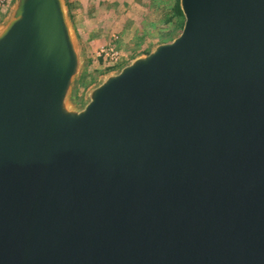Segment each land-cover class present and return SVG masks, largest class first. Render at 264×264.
<instances>
[{"label": "water", "instance_id": "water-1", "mask_svg": "<svg viewBox=\"0 0 264 264\" xmlns=\"http://www.w3.org/2000/svg\"><path fill=\"white\" fill-rule=\"evenodd\" d=\"M101 75L66 0L0 21V264H264V0H179Z\"/></svg>", "mask_w": 264, "mask_h": 264}, {"label": "rangeland", "instance_id": "rangeland-1", "mask_svg": "<svg viewBox=\"0 0 264 264\" xmlns=\"http://www.w3.org/2000/svg\"><path fill=\"white\" fill-rule=\"evenodd\" d=\"M162 1L163 0H150L149 3H146L144 0H134L131 3V0H115L111 3V7L105 3L106 7L103 10L108 11L110 8L111 13L114 12L119 18L127 17L128 13L134 19L133 26L132 24L130 26V21L126 20L127 22L125 21L123 26L119 27V31L116 33L113 32L115 28L111 27L112 33H110V31L108 32L112 34L111 36L108 34L110 38H92L95 42H99L100 45L110 46L115 51L119 52L121 56L120 61L111 68H106L101 59L98 60L95 58L97 49L94 52H86L83 45L87 44V41H85V38H79L75 30L84 53L86 67L83 76L74 86L72 98L74 103L80 102L85 90L95 83L101 75L122 68L135 57L147 53L153 46L171 42L181 33L184 24L183 15H179L180 17H178L177 14H166V11L162 13ZM166 1L167 9H170L177 0ZM4 10L5 9L0 7V21H2L4 17ZM156 17L160 18L159 21L162 22L163 25L157 23ZM167 18H170L168 23H166ZM125 31L128 32L123 36L121 32L123 33ZM93 47L95 48V46Z\"/></svg>", "mask_w": 264, "mask_h": 264}, {"label": "crops", "instance_id": "crops-1", "mask_svg": "<svg viewBox=\"0 0 264 264\" xmlns=\"http://www.w3.org/2000/svg\"><path fill=\"white\" fill-rule=\"evenodd\" d=\"M115 0H68L69 13L72 18L75 30L78 33L79 38H85L87 46L83 45L88 51H95L100 45L99 42H95L92 38H110L108 34L112 33L111 27H114V33L119 31V27L123 26L124 22L130 21V26L134 19L127 13V17H117L114 12L111 13L110 8L108 11L103 10L106 6L105 3L111 7V3ZM134 0H131V3ZM149 3L150 0H144ZM152 2V1H151ZM150 2V4H151ZM149 4V6H150ZM157 7V6H156ZM129 17V18H128ZM178 17H180L178 15ZM157 23L163 25L160 22V18L156 17ZM126 21V22H127ZM110 31V33H108ZM128 31L121 32L123 36ZM112 34H110L111 36ZM95 46V48L93 47Z\"/></svg>", "mask_w": 264, "mask_h": 264}, {"label": "built area", "instance_id": "built-area-1", "mask_svg": "<svg viewBox=\"0 0 264 264\" xmlns=\"http://www.w3.org/2000/svg\"><path fill=\"white\" fill-rule=\"evenodd\" d=\"M11 0H0V7L2 9H6L10 4ZM120 54L119 52L115 51L113 48L107 45H100L97 48L95 53V58L98 60H102L103 65L106 68H111L118 64L120 61Z\"/></svg>", "mask_w": 264, "mask_h": 264}, {"label": "trees", "instance_id": "trees-1", "mask_svg": "<svg viewBox=\"0 0 264 264\" xmlns=\"http://www.w3.org/2000/svg\"><path fill=\"white\" fill-rule=\"evenodd\" d=\"M67 1L68 0H66V3H67V6L69 7ZM161 8H162V13L166 11V14L173 13L177 15H182L180 7H179V0H177L176 3L170 9H167V1L163 0L161 3ZM169 21H170V18H167L166 23H168Z\"/></svg>", "mask_w": 264, "mask_h": 264}]
</instances>
